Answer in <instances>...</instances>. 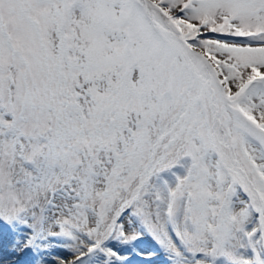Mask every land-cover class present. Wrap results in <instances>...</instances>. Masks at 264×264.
Listing matches in <instances>:
<instances>
[{
    "label": "snow or ice",
    "instance_id": "6c2138e0",
    "mask_svg": "<svg viewBox=\"0 0 264 264\" xmlns=\"http://www.w3.org/2000/svg\"><path fill=\"white\" fill-rule=\"evenodd\" d=\"M157 261L264 264V0H0V264Z\"/></svg>",
    "mask_w": 264,
    "mask_h": 264
},
{
    "label": "rangeland",
    "instance_id": "374dc122",
    "mask_svg": "<svg viewBox=\"0 0 264 264\" xmlns=\"http://www.w3.org/2000/svg\"><path fill=\"white\" fill-rule=\"evenodd\" d=\"M157 264H160V262H159V261H157Z\"/></svg>",
    "mask_w": 264,
    "mask_h": 264
},
{
    "label": "bare ground",
    "instance_id": "6f19581e",
    "mask_svg": "<svg viewBox=\"0 0 264 264\" xmlns=\"http://www.w3.org/2000/svg\"><path fill=\"white\" fill-rule=\"evenodd\" d=\"M147 246V245H146Z\"/></svg>",
    "mask_w": 264,
    "mask_h": 264
}]
</instances>
